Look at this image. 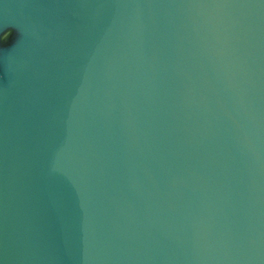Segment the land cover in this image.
Segmentation results:
<instances>
[{
    "label": "water",
    "instance_id": "1",
    "mask_svg": "<svg viewBox=\"0 0 264 264\" xmlns=\"http://www.w3.org/2000/svg\"><path fill=\"white\" fill-rule=\"evenodd\" d=\"M0 264H264V0H0Z\"/></svg>",
    "mask_w": 264,
    "mask_h": 264
}]
</instances>
